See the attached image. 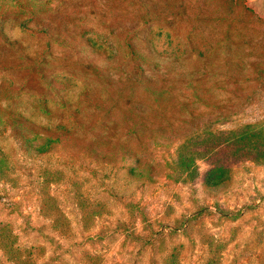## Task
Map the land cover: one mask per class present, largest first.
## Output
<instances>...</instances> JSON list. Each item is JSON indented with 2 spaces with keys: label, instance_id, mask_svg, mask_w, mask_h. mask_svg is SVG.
<instances>
[{
  "label": "rangeland",
  "instance_id": "374dc122",
  "mask_svg": "<svg viewBox=\"0 0 264 264\" xmlns=\"http://www.w3.org/2000/svg\"><path fill=\"white\" fill-rule=\"evenodd\" d=\"M16 114L68 136L39 153L0 119L28 264H264V157L216 143L264 131V0H0Z\"/></svg>",
  "mask_w": 264,
  "mask_h": 264
},
{
  "label": "trees",
  "instance_id": "16d2710c",
  "mask_svg": "<svg viewBox=\"0 0 264 264\" xmlns=\"http://www.w3.org/2000/svg\"><path fill=\"white\" fill-rule=\"evenodd\" d=\"M1 119V125H3V128L7 129L8 131L12 132V134L18 138L29 150H37L39 153H43L46 150H49L53 146L64 143L66 140H68V136L63 133L53 132L49 134V136L40 137V140L38 141L39 137H37V133L35 137L29 136L26 130L30 129V121L23 117L20 114L16 115H9L5 118L2 116ZM243 129L241 130V127H239L236 130L230 131L227 136H223L219 142L216 143H222L224 145L225 151L229 152V154L235 149L238 151L240 147L245 148L251 152H255L257 156H260V158L264 157V152H261L260 147L257 145L255 139L264 141V131H258L259 136L257 134V130L253 127V124L247 123L246 125L242 126ZM201 129V130H199ZM198 131L194 132L192 135H190V139H192V136H205L207 134L213 133L210 128H199ZM255 130V131H253ZM33 133V130H31ZM38 142V143H37ZM221 145V146H223ZM206 146H209L207 144ZM49 148V149H48ZM211 147H208L207 150H209ZM231 151V152H230ZM216 152V151H215ZM213 155V153H210ZM9 154L4 149L0 148V182H5L10 177V167H9V161H8ZM201 156V153H200ZM195 162L190 160V178L192 179L193 174L196 172L194 165ZM211 172H208L206 177V182L209 183V185H213L218 183V180L221 179V174H223L221 171L222 167H216L212 168ZM185 170V169H183ZM226 170V169H225ZM221 172V173H219ZM217 173L215 176L214 174ZM11 225V226H10ZM0 254L2 256L0 257V264H28L31 260V253L32 248L31 247H22L18 243V236L14 232V228L12 227L11 222L6 221L5 219H2L0 221ZM5 258V260H4ZM2 259V260H1Z\"/></svg>",
  "mask_w": 264,
  "mask_h": 264
}]
</instances>
